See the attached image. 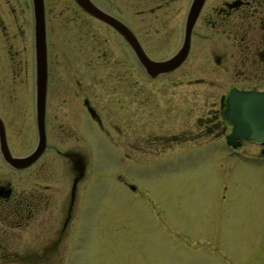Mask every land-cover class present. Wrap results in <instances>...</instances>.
<instances>
[{
    "label": "flooded vegetation",
    "instance_id": "obj_1",
    "mask_svg": "<svg viewBox=\"0 0 264 264\" xmlns=\"http://www.w3.org/2000/svg\"><path fill=\"white\" fill-rule=\"evenodd\" d=\"M90 1L122 22L141 51L158 61L179 47L191 0ZM52 6L43 0L44 150L18 166L11 157L39 149L33 8L31 0H0V264L42 263L47 250L52 256L67 245V225L88 176V149H106L107 140L112 149H129L118 155L130 163L153 157L151 149H210L232 130L225 114L229 93L264 91V0H203L186 58L155 78L108 23L74 0L55 15ZM195 50L204 60L188 72ZM138 152L139 160L133 157ZM58 172L69 177L59 182ZM115 176L137 192L123 175ZM209 239L197 247L199 263L215 262ZM236 259L228 264H241Z\"/></svg>",
    "mask_w": 264,
    "mask_h": 264
},
{
    "label": "rangeland",
    "instance_id": "obj_2",
    "mask_svg": "<svg viewBox=\"0 0 264 264\" xmlns=\"http://www.w3.org/2000/svg\"><path fill=\"white\" fill-rule=\"evenodd\" d=\"M45 1L54 15L70 5ZM203 60L195 50L186 71ZM227 134L229 128L210 149H151L153 157L145 161L138 152L137 163L121 161L118 151L129 149H112L107 140L106 149H88V176L67 225V245L52 256L47 250L37 264H204L197 261V247L209 237L215 242L213 264L230 258L264 264V149L245 142L224 149ZM116 173L137 192L123 188ZM67 177L58 172L59 182Z\"/></svg>",
    "mask_w": 264,
    "mask_h": 264
},
{
    "label": "water",
    "instance_id": "obj_3",
    "mask_svg": "<svg viewBox=\"0 0 264 264\" xmlns=\"http://www.w3.org/2000/svg\"><path fill=\"white\" fill-rule=\"evenodd\" d=\"M34 17L35 42H34V58H35V108L36 123L39 133L37 146H44L43 134V106L45 96V45H44V29L42 0H31ZM75 2L83 9L89 11L93 16L101 18L111 24L123 38L132 46L136 57L143 70L150 77L163 74L176 67L186 56L188 50L189 32L196 14L203 0H191L184 23V38L180 48L171 57L155 62L149 60L144 53L136 48L129 30L118 20L113 17L106 16L98 10L89 0H75ZM136 45V44H135ZM226 116L230 119L233 130L227 139V144H232L240 139L261 143L264 141V92H231L227 99ZM43 149H34L32 153L23 158H10L14 164L22 166L31 162Z\"/></svg>",
    "mask_w": 264,
    "mask_h": 264
}]
</instances>
